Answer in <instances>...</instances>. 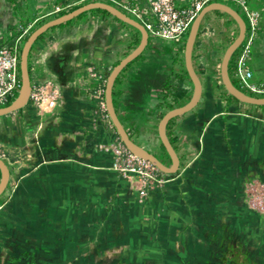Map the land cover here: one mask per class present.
Listing matches in <instances>:
<instances>
[{"label": "crops", "instance_id": "1", "mask_svg": "<svg viewBox=\"0 0 264 264\" xmlns=\"http://www.w3.org/2000/svg\"><path fill=\"white\" fill-rule=\"evenodd\" d=\"M78 1L9 0L0 43L11 41L17 21L50 18ZM126 1L148 11L146 0ZM248 2L261 22L247 64L264 83V0ZM238 32L227 11L204 14L193 49L201 96L166 126L180 166L140 201L137 183L98 147L117 130L95 121L94 110L98 88L141 31L99 10L47 29L30 50V75L52 82L55 105L39 111L28 101L0 115V154L10 169L0 194V264H264V211L250 207L246 192L248 182L264 181V104L232 97L221 77L224 51ZM184 47L149 35L113 86L125 128L167 164L159 121L177 86L185 94L174 106L194 90Z\"/></svg>", "mask_w": 264, "mask_h": 264}, {"label": "built area", "instance_id": "2", "mask_svg": "<svg viewBox=\"0 0 264 264\" xmlns=\"http://www.w3.org/2000/svg\"><path fill=\"white\" fill-rule=\"evenodd\" d=\"M79 1L85 2L88 0ZM105 1L113 3L141 21L148 30L149 35L170 40H182L188 35L190 26L199 11L204 5L214 0H146L148 8L146 13L126 0ZM230 1L239 5L246 17V19L244 17L246 21L245 37L234 55V75L238 83L241 84L240 88L244 91H246L244 89L246 88L253 93L264 94V83H258L253 80V72L247 64L252 45L259 33L261 12L251 7L248 0ZM33 23L21 30L18 29L14 33L12 41L0 43V106L9 104L19 93L21 86L20 54L23 45L22 40ZM90 71L91 74L97 76L98 73L94 67H91ZM51 84L50 80L32 82L29 101L39 111L51 108L56 103V90H53V92L48 90V86ZM248 91L246 92L253 94ZM96 93L98 103L94 110V120L107 122L113 126L106 107L105 87H99ZM98 147L111 152L112 168L137 183L136 187L140 201H143L149 189L161 187L172 178V176L168 175L169 172L163 171L151 159L128 148L118 134L109 142H100ZM246 192L250 207L257 211H264V181L248 182L246 184Z\"/></svg>", "mask_w": 264, "mask_h": 264}, {"label": "water", "instance_id": "3", "mask_svg": "<svg viewBox=\"0 0 264 264\" xmlns=\"http://www.w3.org/2000/svg\"><path fill=\"white\" fill-rule=\"evenodd\" d=\"M96 7L107 9L113 15L136 26L141 31V38L138 44L129 53H127L124 57H122L110 70L105 83V101L110 118L114 126L116 127V130L120 138L127 145V147L130 148L133 152H136L148 159H151L163 171L175 172L178 170L180 166L179 154L167 135L166 126L172 117L184 113L189 109H191L193 106H195L199 101V98L202 93V81L193 63V49L201 20L204 14L208 10L213 8H218L227 11L237 20L239 24V32L226 47L221 61V77L226 89L236 98L242 101L255 103V104H264V96L247 93L233 82L229 73L228 66H229L230 57L232 53L235 51V49L242 43L245 37L246 21L244 17L234 6H232L227 2L214 0L207 3L194 18L190 26L184 47L185 66L194 84L193 94L189 99V101H187L186 103L168 109L162 115L159 121L158 128H159L160 138L162 143L164 144L166 151L171 157V164L165 163L157 156V154L150 151L148 148L144 147L143 145L139 144L137 141L133 139V137L125 128L123 122L121 121L117 113L113 98V86L116 77L118 76L120 71L132 59L137 57L142 52V50L144 49V47L148 42L149 32L141 21H139L132 15L128 14L126 11L122 10L113 3H110L105 0H90L70 10H67L64 13L58 14L56 16L44 20L27 35L22 45L21 54H20L21 86L19 93L9 104L0 106V115L18 109L24 106L29 101L31 88H32V79L29 69V53L33 43L36 41L38 36L47 29H49L50 27L68 21L69 19H72L75 16L79 15L81 12ZM0 169H1V179H0V194H1L6 188L10 178L9 165L1 156H0Z\"/></svg>", "mask_w": 264, "mask_h": 264}, {"label": "trees", "instance_id": "4", "mask_svg": "<svg viewBox=\"0 0 264 264\" xmlns=\"http://www.w3.org/2000/svg\"><path fill=\"white\" fill-rule=\"evenodd\" d=\"M85 2H87V1H85ZM82 3H84V2H80L79 4H77V5H75L74 7H76V6H78V5H80V4H82ZM73 7V8H74ZM89 10H99V11H102V12H104V13H108V14H111L107 9H104V8H101V7H96V8H92V9H89ZM67 10H65V9H61L56 15H58V14H61V13H64V12H66ZM87 10H85V11H83V12H81L79 15H81V14H83V13H85ZM239 11V10H238ZM243 16V15H242ZM115 17H117V16H115ZM118 18V17H117ZM69 20H71V19H69ZM68 20V21H69ZM44 20L42 19V20H39L38 22H39V24L40 23H42ZM65 22H67V21H65ZM65 22H62V23H60V24H63V23H65ZM126 22V21H125ZM126 23H128V22H126ZM130 24V23H129ZM57 25H59V24H57ZM56 26V25H55ZM137 30L140 32V30L137 28ZM45 32V31H44ZM43 32V33H44ZM43 33L42 34H40L39 36H38V38L41 36V35H43ZM27 37V36H26ZM37 38V39H38ZM36 39V40H37ZM139 40H140V37H138L137 39H136V43H138L139 42ZM240 47V45L235 49V51L232 53V55H231V57H230V60H229V73H231V71L233 70L234 71V68H235V64H234V55L236 54V52L238 51V48ZM32 48V47H31ZM119 61V60H118ZM118 61H116V63L118 62ZM115 63V64H116ZM29 69H30V64H29ZM30 73H31V70H30ZM187 73H188V71H187ZM179 76L180 75H178L177 77L179 78ZM232 80H233V82L237 85V86H239L240 87V85H239V83H238V80H237V82H236V80L235 79H233L232 78ZM165 85H168V83H166ZM104 87H105V84H104ZM173 92V97H174V99L172 100V101H170V103H169V107L170 108H172L174 105H175V99L176 98H178V97H181L182 95H184L185 94V90L184 89H182V87H180V86H177L175 89H174V91H172ZM168 95V93H166V95L165 96H167ZM230 95L232 96V97H234V98H236L233 94H231L230 93ZM168 133V132H167ZM117 134H118V132H117ZM119 135V134H118ZM170 138V140H171V142H173L174 141V139L170 136L169 137ZM163 144V143H162ZM163 146H164V144H163ZM167 152V151H166ZM168 153V152H167Z\"/></svg>", "mask_w": 264, "mask_h": 264}, {"label": "rangeland", "instance_id": "5", "mask_svg": "<svg viewBox=\"0 0 264 264\" xmlns=\"http://www.w3.org/2000/svg\"><path fill=\"white\" fill-rule=\"evenodd\" d=\"M88 1H90V0H88ZM225 2H227V3H229V4H231L232 6H234L237 10H239V12L243 15V17H245V15H244V13H243V11H242V9H241V7L239 6V5H237L235 2H233V1H230V0H224ZM9 0H0V19H2V20H5L6 18H7V13L10 11L9 10V7H8V5H10L9 3ZM78 3H80V1H78ZM57 8V7H56ZM46 20V19H48V18H45V17H42L41 19L39 18V19H37L34 23H33V21L32 22H29V23H23V22H21V21H17V23H16V25L14 26V31L15 32H17L18 31V29H23V28H25L26 26H28L30 23H33V25L29 28V30L26 32V34H25V36L23 37V43H24V41H25V39H26V36L37 26V25H39V20ZM245 19H246V17H245ZM186 38H187V35L185 36V38H183L182 40H183V42H186ZM11 41H12V39H11ZM173 41H176V40H173ZM136 58V57H135ZM231 76H232V78L233 79H235L236 80V82H237V79H236V77H235V75H234V71L232 70L231 71ZM239 85H241L240 83H239ZM242 88H244V87H242ZM246 91H248L246 88H244ZM248 92H251V91H248ZM18 93V92H17ZM251 93H253V92H251ZM253 94H255V95H260V96H264V94L263 93H253Z\"/></svg>", "mask_w": 264, "mask_h": 264}]
</instances>
